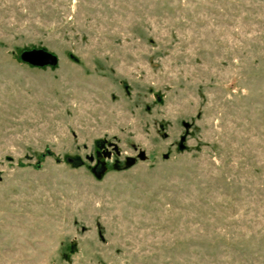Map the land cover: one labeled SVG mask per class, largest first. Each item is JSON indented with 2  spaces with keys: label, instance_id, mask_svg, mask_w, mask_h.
<instances>
[{
  "label": "rangeland",
  "instance_id": "obj_1",
  "mask_svg": "<svg viewBox=\"0 0 264 264\" xmlns=\"http://www.w3.org/2000/svg\"><path fill=\"white\" fill-rule=\"evenodd\" d=\"M0 264H264V0H0Z\"/></svg>",
  "mask_w": 264,
  "mask_h": 264
},
{
  "label": "water",
  "instance_id": "obj_2",
  "mask_svg": "<svg viewBox=\"0 0 264 264\" xmlns=\"http://www.w3.org/2000/svg\"><path fill=\"white\" fill-rule=\"evenodd\" d=\"M21 59L34 66L52 65L57 62V56L45 49L24 50Z\"/></svg>",
  "mask_w": 264,
  "mask_h": 264
}]
</instances>
